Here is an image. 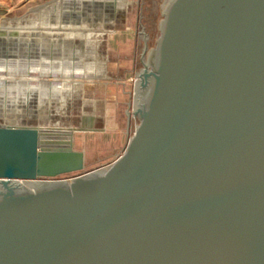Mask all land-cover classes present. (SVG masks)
I'll use <instances>...</instances> for the list:
<instances>
[{"label":"water","instance_id":"95a60500","mask_svg":"<svg viewBox=\"0 0 264 264\" xmlns=\"http://www.w3.org/2000/svg\"><path fill=\"white\" fill-rule=\"evenodd\" d=\"M138 37L140 122L105 170L57 178L93 115L0 122V264H264V0H141Z\"/></svg>","mask_w":264,"mask_h":264},{"label":"rangeland","instance_id":"374dc122","mask_svg":"<svg viewBox=\"0 0 264 264\" xmlns=\"http://www.w3.org/2000/svg\"><path fill=\"white\" fill-rule=\"evenodd\" d=\"M156 1L159 7L163 3V0ZM30 4V0H5L0 4V16L16 14L22 18L24 14L30 16L31 12L45 8ZM140 5L141 0H120L118 15L110 24L100 17L89 18L90 6L80 0L73 25L83 28L81 34L86 35L79 42L83 74L77 73L74 78H68V82H57L62 90L49 101V112L43 110L32 117L0 116V122L64 127L79 126L84 114L94 116L93 126L102 128V131L76 132L74 135V148L83 150L85 154L84 169L60 175L59 179H70L96 169L105 170L123 154L140 122L138 114L134 116L133 113L135 82L139 79L135 74L146 69L140 60L144 47V40L138 37ZM52 11L50 6L47 12ZM65 13H62L60 23L67 26L71 22L67 21ZM46 22L54 25L56 20H44L42 23ZM13 23V20L0 21V33L2 27H11ZM18 23L24 24L25 21L20 19ZM92 29L98 30L91 32ZM12 43L10 40L9 45Z\"/></svg>","mask_w":264,"mask_h":264},{"label":"crops","instance_id":"0c3cea01","mask_svg":"<svg viewBox=\"0 0 264 264\" xmlns=\"http://www.w3.org/2000/svg\"><path fill=\"white\" fill-rule=\"evenodd\" d=\"M4 1L0 0V4ZM81 1L92 4L97 0ZM79 2L80 0H30V5L37 4L45 8L39 12H31L30 16L24 14L22 18L16 14L10 17L0 16V21L14 22L11 27H2L0 34V78L4 76L0 81V116L32 117L43 110L49 112V101L55 99L57 93L62 90L57 84L63 83L62 73L65 75L64 79L76 76L74 71L79 70L81 66L79 42L86 36L81 34L83 28L77 24L73 25L78 14L75 12L76 5ZM101 2L112 3L114 8H118L120 0ZM50 6L52 13L47 12ZM65 11L67 21L71 22L67 26L60 23ZM20 19L25 23L19 24ZM114 19L115 17L107 20L111 24ZM36 20H56V23L48 25L47 22H34ZM95 30L92 29L91 32ZM10 40H13L12 46L9 45Z\"/></svg>","mask_w":264,"mask_h":264},{"label":"flooded vegetation","instance_id":"af4514ba","mask_svg":"<svg viewBox=\"0 0 264 264\" xmlns=\"http://www.w3.org/2000/svg\"><path fill=\"white\" fill-rule=\"evenodd\" d=\"M90 6L91 12L88 13L89 18L92 16L94 17H100L104 18V22H108V18H116L118 15L117 8H114V4L108 3L103 4L101 0H97L96 2H93L92 4H88ZM104 12V13H103ZM1 34V33H0ZM81 122V118H80Z\"/></svg>","mask_w":264,"mask_h":264},{"label":"bare ground","instance_id":"6f19581e","mask_svg":"<svg viewBox=\"0 0 264 264\" xmlns=\"http://www.w3.org/2000/svg\"><path fill=\"white\" fill-rule=\"evenodd\" d=\"M55 69H56V67H54ZM55 69H54V71H55ZM57 70V69H56ZM48 71V70H47ZM58 71H59V69H58ZM88 71V70H87ZM8 72V71H7ZM60 72V71H59ZM58 72V73H59ZM63 72V71H62ZM71 72V71H70ZM76 74L78 73V74H83V71L82 70H77V71H74ZM74 72H72V73H74ZM89 72V71H88ZM93 72V71H92ZM55 73V72H54ZM97 73V72H96ZM56 74V73H55ZM59 74H61V73H59ZM65 74H67V73H65ZM71 74V73H70ZM86 74V73H85ZM101 74V73H100ZM74 75V74H73ZM2 76V75H1ZM60 76V75H59ZM65 75H63V73H62V76H61V78H62V80L65 82V81H67V79H64L63 77H64ZM1 80L0 81H2V79H4V76H2L1 78H0ZM68 82V81H67ZM63 85V88H64V86L66 85V83L65 84H62ZM69 88V87H68ZM30 189H32L31 187H29Z\"/></svg>","mask_w":264,"mask_h":264}]
</instances>
